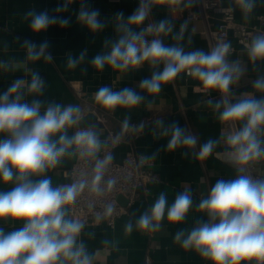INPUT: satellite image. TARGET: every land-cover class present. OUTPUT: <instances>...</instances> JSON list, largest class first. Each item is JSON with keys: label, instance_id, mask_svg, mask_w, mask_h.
<instances>
[{"label": "clouds", "instance_id": "clouds-1", "mask_svg": "<svg viewBox=\"0 0 264 264\" xmlns=\"http://www.w3.org/2000/svg\"><path fill=\"white\" fill-rule=\"evenodd\" d=\"M171 2L178 4L180 0ZM236 3L245 13L253 8V0H236ZM66 9L67 4H62L54 12ZM28 15L32 17L29 26L33 33L44 32L57 24L66 27L70 22L68 18L50 15L47 11L30 12ZM147 16L148 7L143 2L126 20L123 11L117 13L115 30L118 38L111 42L110 51L96 55L92 64L98 70L108 65L121 72L136 69L144 63L154 69L162 64V71H154L150 78L140 82L139 87L150 95L159 94L162 85L174 81L181 73L199 82L194 89L196 92L216 90L221 93L222 101L215 104L217 110L223 108L219 115L221 122L232 127L242 122V127L226 137L239 175L234 180L217 181L208 197L199 204V209L207 213L208 221L198 222L186 238L182 239L184 233L178 232L175 239L182 243L183 248L194 249L213 264H241L242 261L264 264V180L253 179L248 172L251 165L264 160V141L259 138V134L264 133V98L246 96L235 103L228 98L231 86L242 75L239 64L229 63L226 59L229 44H218L208 53L202 50L185 52L180 46H166L159 37L172 31L170 21L161 20L158 24L134 30L133 26L142 25ZM99 17L98 9L82 4L77 20L90 31L97 32L105 27V22ZM184 28L182 25L181 36L177 39L182 38ZM150 34H154V38L148 40ZM24 45L28 61L36 62L41 57L52 59L50 53L46 54L49 48L47 40L39 45L25 40ZM248 51L253 62L264 60V36L254 38ZM82 60L84 53L79 56V61ZM79 61L69 58L68 67H76ZM253 87L264 93V78L255 80ZM25 88L27 93L39 95L44 81L38 73L31 72L30 82L17 79L0 94V133L9 136L0 141V181H16L11 191L0 193V219L23 221L20 230L5 234L0 229V264H92L83 244H77L84 225L68 219L66 211L83 191L86 182L53 187L48 178L33 181L31 177L42 176L48 169L55 168L70 149L81 157L95 158L102 142L91 127L80 129L71 137L67 135V130L79 123L78 107L53 103L41 113L40 100H33L30 104L22 102ZM143 99L130 87L113 91L104 86L95 94L96 103L106 109L135 107ZM157 124L163 128V136L170 134L169 150L196 146V137L188 134L178 123L164 127L160 120ZM57 134L59 139L54 140ZM216 143L212 140L204 143L200 147L199 158L211 155ZM110 159L107 157L97 162L94 185L100 183L104 165ZM192 203L189 191L178 194L171 206H168L165 194L161 193L149 211L140 216L137 227L157 230L166 209L170 223H181ZM131 229L129 224L127 230Z\"/></svg>", "mask_w": 264, "mask_h": 264}, {"label": "crops", "instance_id": "crops-1", "mask_svg": "<svg viewBox=\"0 0 264 264\" xmlns=\"http://www.w3.org/2000/svg\"><path fill=\"white\" fill-rule=\"evenodd\" d=\"M221 1L234 7L239 23L253 24L257 16L264 15V0H253V8L248 13L241 10L236 0ZM62 4H67V9L59 13L54 12V9ZM82 4L99 10V18L105 22L102 30L92 32L78 22L77 16ZM140 4L139 0H71L70 3L69 0H0V94L17 79L30 82L31 72H36L44 81L43 91L34 95L27 93L25 88L22 102L30 104L33 100H40L41 113L49 104L55 103L78 107L80 120L87 111L104 113L109 117L111 127L118 132L135 122L143 124L142 134L135 146L139 153L153 160L157 181L151 183L146 192H140L130 213L118 221L115 229L105 225L98 228L83 227L77 237V244H83L92 264H147L148 257L151 258L150 264H213L194 249L183 248L182 243L177 242L175 237L178 232H183L182 239L186 238L198 222H207L208 215L199 209L200 202L208 197L217 181L234 180L239 175L232 164L223 162L218 157V153L225 150L224 135L228 129L227 123L219 119L223 108H215V104L223 99L221 93L216 90L196 92L194 89L199 86V82L181 73L174 81L162 85L159 94L150 95L139 87L140 82L150 78L154 71H162V64L154 69L144 63L136 69L124 72L114 70L108 65L98 70L92 64L93 58L110 51L111 42L118 38L119 34L115 30L118 23L117 13L123 11L126 20ZM173 5L196 8L198 1L180 0V3ZM147 7L146 20L138 27L133 26L134 30L139 31L150 23L155 25L161 20H168L171 22L172 31L159 37L166 46H180L185 52H209L207 38L202 34L205 28L203 22L181 18L165 4L152 3ZM42 11L68 18L70 22L66 27L57 24L44 32L33 33L29 26L32 17L28 13ZM212 21V27L218 28L219 19ZM182 25H185L182 38L177 39L181 36ZM153 38L154 34L147 36L148 40ZM25 40L37 45L47 40L49 48L46 54L50 53L52 59L45 60L41 57L36 62L28 61ZM229 43L236 45L234 38H231ZM81 53H84V60L79 61ZM69 58L79 61L76 67H68ZM226 59L229 63H238L242 69L240 79L231 86L230 101L235 103L246 96L264 98V93L253 87L255 80L264 78V60L253 62L249 52L240 47L236 52L227 54ZM16 65L22 67L17 68ZM104 86L113 91L130 87L144 99L135 107L106 109L95 100L96 92ZM160 120L164 122V127L178 123L188 134L196 137V146L192 149L177 147L169 150L167 144L170 134H161L163 128L157 124ZM236 126L239 129L242 122ZM74 127L67 130L69 137L74 135ZM96 132L99 138L104 136L101 129ZM8 138L7 133H0V141ZM259 138L264 141V133L259 134ZM53 139L58 140L59 134ZM209 140L216 141V146L211 155L200 159V147ZM127 149V145L118 148L115 152L116 159L121 160ZM74 160L75 151L70 149L55 168H50L42 176H33L31 179L38 181L48 178L53 187L68 185V172ZM15 186V180L9 183L0 181V193L11 191ZM184 191L190 192L193 203L183 222L170 223L166 209L157 230L147 231L137 227L140 216L149 211L161 193L165 194L168 206H171L176 196ZM120 201L125 202L123 199ZM67 218L70 219L68 213ZM129 224L132 225L131 231L127 230ZM22 227L23 221L0 219V229L5 234ZM241 264H255V261H242Z\"/></svg>", "mask_w": 264, "mask_h": 264}, {"label": "built area", "instance_id": "built-area-1", "mask_svg": "<svg viewBox=\"0 0 264 264\" xmlns=\"http://www.w3.org/2000/svg\"><path fill=\"white\" fill-rule=\"evenodd\" d=\"M144 4L161 3L168 5L172 11L178 13L181 18L192 22H203L205 24L202 34L207 38L209 52L218 44L227 43L230 45L228 54L242 48L249 52V45L257 36H264V15H259L253 24L239 23L236 20L233 6L225 5L221 0H197L196 8L190 6L173 5L171 0H139ZM213 19H219L218 28L212 27ZM152 25L151 23L146 28ZM153 34H150L151 36ZM234 38L236 45H231L230 39ZM188 76V75H187ZM222 96V95H221ZM223 98V97H222ZM229 99L231 94H229ZM93 114L96 117L94 125L89 126L95 130L101 129L103 137L99 138L103 144L95 158L81 157L75 152V160L71 166L68 176L71 185L78 181H85V188L78 195L76 201L67 206V213L71 220H77L84 226L94 228L103 225L110 229H115L118 221L130 213L131 208L139 198L140 192L147 191L148 186L157 181V175L153 168V160L137 151L136 141L142 134L143 124L135 122L123 131H116L110 125L109 117L104 113L94 110L87 111L84 116ZM83 116V117H84ZM228 129L224 135L225 150L218 153V157L223 162L237 166L232 161L230 149L226 143V137L238 130L237 126L232 127L227 123ZM83 127L76 125L74 134ZM122 145H127L124 157L116 159L115 152ZM110 157L111 159L104 165L103 177L98 185L93 184L96 164L100 160ZM249 174L253 179L264 180V161L261 160L251 165ZM125 202L122 203L120 200ZM111 209V212L108 210ZM147 264L151 263V258L146 259Z\"/></svg>", "mask_w": 264, "mask_h": 264}, {"label": "water", "instance_id": "water-1", "mask_svg": "<svg viewBox=\"0 0 264 264\" xmlns=\"http://www.w3.org/2000/svg\"><path fill=\"white\" fill-rule=\"evenodd\" d=\"M95 122H96V117L93 114H89L81 118V120L79 121V125L83 127H89L94 125Z\"/></svg>", "mask_w": 264, "mask_h": 264}]
</instances>
